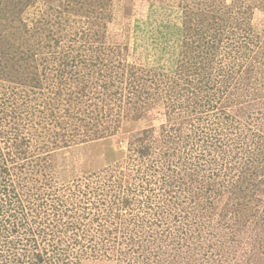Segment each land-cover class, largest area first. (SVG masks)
<instances>
[{"label":"rangeland","instance_id":"rangeland-1","mask_svg":"<svg viewBox=\"0 0 264 264\" xmlns=\"http://www.w3.org/2000/svg\"><path fill=\"white\" fill-rule=\"evenodd\" d=\"M10 46L0 92L31 90L50 129L39 141L55 150L45 172L10 164L9 186L25 192L0 212V264L44 248L58 256L50 233L87 198L96 215L74 230L87 238L66 224L57 264H264V0H0V48ZM110 79L114 107L93 120ZM123 178L130 207L112 191ZM187 235L219 246L203 256L181 247Z\"/></svg>","mask_w":264,"mask_h":264},{"label":"trees","instance_id":"trees-1","mask_svg":"<svg viewBox=\"0 0 264 264\" xmlns=\"http://www.w3.org/2000/svg\"><path fill=\"white\" fill-rule=\"evenodd\" d=\"M215 10L213 12V14H211L212 18H215ZM208 17V16H207ZM206 16L203 17L207 18ZM204 22V20H202ZM205 23V22H204ZM239 32L240 30L245 33H248L249 35V30L251 29L249 26L244 27L242 25H240L239 27ZM246 28V29H245ZM234 31V30H233ZM236 34L237 32L234 31ZM241 35V37H243V35L241 33H239ZM245 39V37H244ZM254 41V40H253ZM12 48L13 45L11 44ZM10 48H0V52H2L3 54H7L5 52L9 51ZM94 51V49H92ZM97 49L95 50V52L97 53ZM110 51V50H109ZM106 52V51H105ZM99 53H102V51L99 50ZM98 59H102V57L98 56ZM79 61L81 63H84V68L88 69L87 66H92L96 63H93V60H91L89 62V60L87 58H80ZM101 61V60H100ZM71 63V62H70ZM100 63V62H98ZM67 65H69V62H66ZM15 65V63L13 64ZM92 69V67H91ZM210 75H207L206 79H207V83L211 82V73H212V68H210ZM33 72H35L34 70H31ZM185 71V70H183ZM17 72V71H16ZM220 72V70H219ZM222 73V72H221ZM184 74V73H183ZM8 75V73H7ZM85 76V74H83ZM18 76V74H17ZM9 77V76H7ZM169 81L171 80V76H168ZM3 78H1L0 81ZM76 80H81L83 83L84 81V77H75ZM21 80V79H20ZM30 80H33L35 82L29 83V85L31 86L33 83L35 85L40 84V80L37 78H33L31 77ZM198 79H194L193 83H195ZM205 80V79H204ZM25 81V82H24ZM28 81L27 78H25L24 80H22V82L20 81V83H22V86H25L24 84H26ZM176 81H179L178 79ZM80 82L79 84H77L78 90H82L84 88H82L79 85H83V83ZM42 83V82H41ZM192 83V84H193ZM206 83V85H207ZM115 81L114 80H108V82H104L103 84V88H104V92H103V96L100 100L101 102H95L98 104V106H100L99 108V113H97V111H95L97 114H95L92 118L93 120H100L101 118H105L107 116H110L108 111H105V107L108 106H112L114 107V103L113 101L109 104H107V101L109 99H114L118 96V89L117 86H115ZM156 85V84H155ZM178 86V84H176ZM6 85L4 84V88L3 90L0 92V169H1V173L4 174V177L0 179V212L3 209L4 203H8L11 202L13 197L16 198V200L18 199H22L21 197L24 195L25 190H23L22 188H19L18 185L15 183L13 186L10 185L9 183L11 180V169H10V164H19L20 162V168H26L27 170H36L37 172L41 171L43 172L46 168H51L53 162L46 160V156L49 153L51 154L55 148L49 144V148H46L48 146V143L50 142H46V141H39L40 139L44 138V134L49 132L50 129L46 126L47 123H44V121L41 119L42 116H40L41 114H44L45 117L47 115V113L45 112L44 108H41L32 104L33 100L31 97H29L28 95H31V90L30 91H25L22 88L21 90H9L7 87H5ZM175 86V85H174ZM26 87V86H25ZM112 87H116V89H111ZM176 88V86H175ZM111 89V90H110ZM154 90H156V88H154ZM168 91H170L168 89ZM100 98V96H99ZM20 100H22V102H20ZM122 105L124 104H117V107L122 108ZM125 107H130L127 105H124L123 108ZM132 109V108H130ZM194 109H196V107L194 106ZM129 112H132V110H130ZM90 123V121H88ZM226 134V133H224ZM43 136V137H42ZM222 138V137H221ZM142 140V139H141ZM223 139H214V142H212L210 145L212 147V145L214 146V149H220V147L224 146L225 144H223L221 141ZM69 141V140H68ZM214 143V144H213ZM52 146V147H51ZM51 148V149H50ZM48 149V150H47ZM148 147L147 146H143V148H141V152L142 153H147L148 152ZM47 153V154H46ZM226 153V149L225 152ZM32 158H34V161L32 160ZM28 159V160H26ZM264 160V159H263ZM34 162V163H33ZM248 164V163H247ZM45 172V171H44ZM123 179L119 180L118 183V187L113 191V193H115V196H119V198L121 200L118 201H122L123 204L125 206H132V196H128L123 198L122 194H120L119 191H121L123 188H125L123 185ZM49 181V180H48ZM222 186L218 185V188H215V190H218L220 188L223 187L224 191L229 189L228 184H225L223 182V184H221ZM234 185V184H232ZM224 191L219 192L218 194L221 195ZM184 196L185 191L183 192ZM181 193L179 195V197L176 195V199L181 201L180 198L182 197ZM100 194V193H99ZM217 194V192H216ZM100 196V195H98ZM89 199L87 201V203H82L81 207L75 206L72 207L71 209L74 210V212H79V216H77L76 220H64V218H59L58 221V225H57V229L53 230L52 233H50V240L52 241L51 245L53 246V252L58 250V256H52L51 253H49V249L44 248L43 250H36L35 252H33L31 257L29 258V263L28 264H52L53 261H55V264H57V262H59V260H65V258H62L60 256V254H64L67 255V250L66 248H62L60 249L59 247H57V242L63 241L62 240V235L67 232V226L66 224L71 227V230L74 231L75 228H77V230H79V228L83 229V225L85 222V218H89L88 216H90L92 213L95 214V212L93 211L92 213H85L83 211L88 209L89 207L91 209H93V207L91 206L93 204V199L91 198H87ZM86 199V200H87ZM19 201V200H18ZM23 201V200H22ZM12 203V202H11ZM182 203V202H181ZM122 204V206H124ZM178 205V203H176ZM180 204V203H179ZM203 205V203H200ZM97 205H101V202L98 201ZM97 206V207H98ZM127 207V208H129ZM19 208L22 210L23 209V205L22 202H20ZM124 208V207H123ZM127 208H124L123 210H127ZM99 210H103V207H99ZM130 210V209H129ZM8 213V210H7ZM44 214H46L45 212L40 213L38 212L37 214H35L32 218H52L50 217V214H48L47 216H44ZM83 214V216H82ZM99 216V214H98ZM98 216H96L95 218H98ZM110 218H113L112 216H110ZM72 219V218H71ZM109 218H105V220H108ZM106 223L105 222H100L99 226L101 229H107L106 227ZM113 230V229H112ZM34 232L36 230H33ZM44 228L39 229L38 232H44ZM62 233V235H61ZM87 235V231H83L80 234H78V232L74 231L73 237L75 239H78L79 237L86 239ZM41 236H43L44 238H47L48 236L45 234H42ZM108 233L105 232V237L101 238V242H100V246L103 249H106L107 247H109L108 243V239H111L110 237H108ZM191 235H187L186 237H184V241L181 243V247H183L184 245H186V247H190L192 248V250L196 251V252H203L205 256V253L208 254L209 250L210 252L213 253V250H215L216 248H218V244H208L207 246H204L203 243L201 242V240L198 238V240L196 241V243L192 242V245L189 243V239H190ZM195 236L194 234H192V239H194ZM183 240V239H182ZM56 242V243H55ZM51 247V246H50ZM69 255V254H68ZM196 263L198 262V264H201V260L200 258L196 257L195 258ZM130 264V263H129Z\"/></svg>","mask_w":264,"mask_h":264}]
</instances>
